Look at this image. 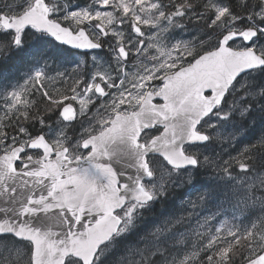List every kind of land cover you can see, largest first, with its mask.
<instances>
[{"label":"snow or ice","instance_id":"snow-or-ice-1","mask_svg":"<svg viewBox=\"0 0 264 264\" xmlns=\"http://www.w3.org/2000/svg\"><path fill=\"white\" fill-rule=\"evenodd\" d=\"M0 264H264V0H0Z\"/></svg>","mask_w":264,"mask_h":264}]
</instances>
